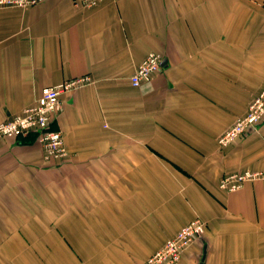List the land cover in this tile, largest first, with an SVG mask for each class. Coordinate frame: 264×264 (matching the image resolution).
Segmentation results:
<instances>
[{
	"label": "crops",
	"instance_id": "obj_1",
	"mask_svg": "<svg viewBox=\"0 0 264 264\" xmlns=\"http://www.w3.org/2000/svg\"><path fill=\"white\" fill-rule=\"evenodd\" d=\"M82 1L0 8V122L93 78L52 123L67 158L0 140V264H140L197 217L181 264H264V179L220 187L264 170V122L218 144L264 88V0ZM150 52L163 67L135 87Z\"/></svg>",
	"mask_w": 264,
	"mask_h": 264
},
{
	"label": "built area",
	"instance_id": "obj_2",
	"mask_svg": "<svg viewBox=\"0 0 264 264\" xmlns=\"http://www.w3.org/2000/svg\"><path fill=\"white\" fill-rule=\"evenodd\" d=\"M46 0H0V8H28ZM103 0H83L82 4L94 6ZM163 57L150 52L140 62L132 76L131 83L139 87L149 82L163 67ZM93 82L91 75L66 79L42 90L36 102L23 112L7 121L0 122V140L3 138L26 137L33 131L38 134V142L45 161L62 160L69 156L64 134L59 129L50 128L63 109L62 95ZM264 122V88L249 104L247 112L240 116L229 128L218 136V144L227 147L240 139L249 130H255ZM264 179V170H244L224 175L220 187L234 192L247 182ZM206 231V222L197 217L183 226L175 236L140 264H181L186 249Z\"/></svg>",
	"mask_w": 264,
	"mask_h": 264
},
{
	"label": "trees",
	"instance_id": "obj_3",
	"mask_svg": "<svg viewBox=\"0 0 264 264\" xmlns=\"http://www.w3.org/2000/svg\"><path fill=\"white\" fill-rule=\"evenodd\" d=\"M52 123H53V121L50 124V128H53L52 127ZM53 129H56V128H53ZM17 138L18 137H13L11 139H17ZM19 138H31V139L35 140L40 145V143L38 142V134H37V132L33 131L30 135H28L26 137H19ZM40 147H41V145H40ZM52 161H57V160H51V161H46V162H52Z\"/></svg>",
	"mask_w": 264,
	"mask_h": 264
},
{
	"label": "water",
	"instance_id": "obj_4",
	"mask_svg": "<svg viewBox=\"0 0 264 264\" xmlns=\"http://www.w3.org/2000/svg\"><path fill=\"white\" fill-rule=\"evenodd\" d=\"M200 264H203L202 262Z\"/></svg>",
	"mask_w": 264,
	"mask_h": 264
}]
</instances>
